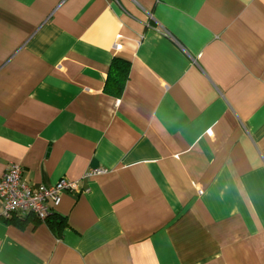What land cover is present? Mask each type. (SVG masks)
Segmentation results:
<instances>
[{
    "label": "crops",
    "instance_id": "crops-1",
    "mask_svg": "<svg viewBox=\"0 0 264 264\" xmlns=\"http://www.w3.org/2000/svg\"><path fill=\"white\" fill-rule=\"evenodd\" d=\"M11 162L79 190L0 216V264H264V0H0Z\"/></svg>",
    "mask_w": 264,
    "mask_h": 264
},
{
    "label": "built area",
    "instance_id": "built-area-1",
    "mask_svg": "<svg viewBox=\"0 0 264 264\" xmlns=\"http://www.w3.org/2000/svg\"><path fill=\"white\" fill-rule=\"evenodd\" d=\"M105 171L103 168H92L85 172L84 177ZM64 190L77 191L79 187L75 181L64 178L49 186L33 184L23 178L21 166L11 162L0 176V216L7 219L13 214H32L39 220H45L50 212L49 202L57 204Z\"/></svg>",
    "mask_w": 264,
    "mask_h": 264
},
{
    "label": "trees",
    "instance_id": "trees-1",
    "mask_svg": "<svg viewBox=\"0 0 264 264\" xmlns=\"http://www.w3.org/2000/svg\"><path fill=\"white\" fill-rule=\"evenodd\" d=\"M129 62L120 58H113L107 73V80L105 83V91L108 93L119 96L121 95L129 73ZM56 227L60 222H54Z\"/></svg>",
    "mask_w": 264,
    "mask_h": 264
}]
</instances>
